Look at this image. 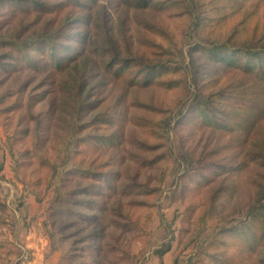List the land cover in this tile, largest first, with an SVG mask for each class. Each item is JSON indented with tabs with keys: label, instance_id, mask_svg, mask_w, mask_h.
<instances>
[{
	"label": "rangeland",
	"instance_id": "rangeland-1",
	"mask_svg": "<svg viewBox=\"0 0 264 264\" xmlns=\"http://www.w3.org/2000/svg\"><path fill=\"white\" fill-rule=\"evenodd\" d=\"M27 1L0 0V264H264V62L238 52L264 51V0ZM66 23L92 45L64 68L8 58Z\"/></svg>",
	"mask_w": 264,
	"mask_h": 264
},
{
	"label": "trees",
	"instance_id": "trees-1",
	"mask_svg": "<svg viewBox=\"0 0 264 264\" xmlns=\"http://www.w3.org/2000/svg\"><path fill=\"white\" fill-rule=\"evenodd\" d=\"M23 1V0H20ZM32 3H30L29 1H27L28 3V8L29 9H35L36 11H46L48 13H55L58 9H65V8H83V9H92L95 8L97 6H99V1L98 0H59L58 3H54V5L52 4V6L48 7V10H46V6L44 7V3L40 0H31ZM146 2V3H145ZM149 1L147 0H142V1H137V3H135V6H142L145 7L148 5ZM90 24L91 21L88 20L86 22V24ZM67 24L62 25V27L60 26L59 28H57L54 31H51L50 33H41L39 35H28L26 37H21L18 36L16 39H10V41H6V46L10 48L11 50V55L10 57L8 56V58L10 60H25L26 62H28L30 64L31 67H33L34 69H47L49 66L54 67L55 69H62L64 68L67 63L73 59H75L73 53H79L80 51H87L88 49L91 48L92 45V36L91 33L88 30H84V31H78L77 33H73V32H69L67 31ZM88 24H87V28H88ZM80 44L81 45V49L79 51H77L75 49V45L74 44ZM39 49L40 52L37 55H34V53L32 52L31 49ZM211 52H213L215 54V59L216 61H218L219 58H221V54L218 55V46H216L214 49H210ZM245 49H238V52H243L244 57L245 58H253V59H257L260 62H264V51H257V52H253L250 50H245ZM105 53L109 52L112 53L111 54V59L108 62L106 68L108 70V72H110V74L113 76L115 75L116 70L118 69V66L122 63H127V61L125 62V59L120 57V53L118 52L117 49H115L114 47L110 50L107 51V49L104 48ZM235 49H224V53H229V52H235ZM104 54V53H103ZM218 57V58H217ZM21 58V59H20ZM252 59V60H253ZM259 69L263 70L262 72H264V63H261V65L258 66ZM155 67L153 68H149L147 70H153ZM251 68V69H250ZM246 70L247 72L252 71V63L250 65V63H248V65H246ZM263 81V80H262ZM210 95V96H209ZM218 95L217 93H210L207 94L205 92H203L202 87L198 88V93L196 95V98L193 100V103L190 104L189 106L196 107L198 108L199 112L202 114H205L206 116H215L216 112H217V108H215V104L213 106H206L205 104V100L203 101V103H201V100L206 96V98H209L210 100H212V102H216L217 99H214L213 97ZM90 103H83V106H88ZM101 118V117H100ZM105 122L107 120H110V118L108 119H104ZM97 124L96 121H92L91 123H83L79 125L78 130L82 131L87 127H90L92 125ZM91 135L85 134V135H77L76 138L74 139L77 142H82V143H88L90 142L91 139L90 138ZM98 139H94L93 141H97ZM89 174L92 175V182L89 183L88 185L82 187L80 190L81 191H86V193H91L93 194V192H95L96 190V186L98 183V181L101 182V180L103 181V179L105 178L104 173H98L97 170H90ZM98 176H100V178H98ZM109 186V188H113L114 185L113 183L109 182V184L107 185V187ZM94 195V194H93ZM85 202V201H84ZM88 202H92L90 199H87V203ZM262 206L264 207V202H262ZM166 250H169L166 249ZM163 254V252H161V255Z\"/></svg>",
	"mask_w": 264,
	"mask_h": 264
}]
</instances>
